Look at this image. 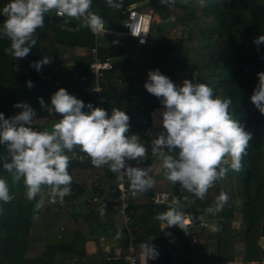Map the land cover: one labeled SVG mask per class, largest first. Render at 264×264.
<instances>
[{
    "label": "trees",
    "instance_id": "1",
    "mask_svg": "<svg viewBox=\"0 0 264 264\" xmlns=\"http://www.w3.org/2000/svg\"><path fill=\"white\" fill-rule=\"evenodd\" d=\"M7 2L0 0V8ZM129 6L147 7L161 16L162 23L155 29L160 35L154 37L150 26L145 45L139 47L133 37L123 35L120 43L103 46L102 35L94 36L82 22H77L75 28L60 25L51 19L52 11L44 15L43 28L36 30L37 43L30 54L19 59L6 53L10 41L0 34V113L11 117L22 110L14 104L27 103L36 111L32 128L48 131V123L60 116L41 106L39 99L50 106V97L57 90L56 82L70 76L67 92L95 107L89 65L92 48L96 46L99 58H110L113 63L102 79L106 110L109 114L113 108L125 111L130 117L129 135L137 134L147 148L144 159L126 163L150 170L149 175L155 180L154 187L138 194L133 206L131 231L136 236L137 252L142 253L143 243H151L158 252L151 264H174L171 247L178 240L184 264H227L236 260L241 249L247 248L254 251L255 262L241 257L237 264H264V247L259 243L264 238V114L250 100L258 83L257 73L264 72V43H253L264 35V0H203L202 3L201 0H187V3L175 0L174 4H162L161 0H123L120 9L108 7L106 0H92L90 10L104 21L119 23L126 17L123 11ZM4 19L0 14V28ZM175 25L183 30L178 38H171L166 33ZM44 56L51 57V62L37 71L31 63ZM59 60L64 65L70 63V68L55 70ZM151 69H158L177 86L182 84V72L195 73L193 83H205L213 89L214 95L231 99L230 114L253 135L241 169L229 168L226 178L216 181L203 200L193 196L195 200L190 208L197 214L213 216L220 230L212 232L210 225L191 228L190 235L195 238L192 247H188L187 239L179 235L176 227H171L172 237L160 235L163 222L156 216L173 206L149 202V197L157 190H166L183 201L188 193L178 183H156L154 163L158 158L151 151L155 136L145 132L152 126L151 111L163 105L143 86ZM27 81H31L33 87L29 88ZM83 111L89 109L85 107ZM75 151L80 155L79 148ZM66 154L71 156V153ZM4 155V146L0 145V156ZM68 171L72 176L71 194L64 197L63 203L59 199L51 203V193L48 194L44 209L34 214L38 197L28 201L23 180L13 184L0 162V178L7 180L10 194L14 196L9 203L0 202L3 208L0 264H127L125 240L107 252L87 253L79 247L80 241L99 234L100 229L109 227L113 234L121 232L115 218L116 202L105 200L107 196H115L112 190L116 183L111 170L107 166L94 167L85 157L82 161L72 159ZM126 185L129 188L128 179ZM86 191L90 196L79 208L77 202ZM221 192L227 193L229 200L215 215L207 213L205 209L215 207L216 197ZM101 209H104L103 214Z\"/></svg>",
    "mask_w": 264,
    "mask_h": 264
},
{
    "label": "clouds",
    "instance_id": "2",
    "mask_svg": "<svg viewBox=\"0 0 264 264\" xmlns=\"http://www.w3.org/2000/svg\"><path fill=\"white\" fill-rule=\"evenodd\" d=\"M183 2L187 3V0ZM122 3L123 0H106L107 6L114 9H120ZM161 3L174 4L175 0H161ZM91 6L92 0H8L0 8V14L5 17L0 34L10 41L6 53L19 59L29 55L37 43L36 30L43 28L44 15L52 11L57 17L68 18V21L82 19L83 27L103 35L107 31L105 21L90 10ZM253 43H264V35ZM50 62L51 57L44 56L32 62L31 66L39 71ZM257 76L258 83L250 100L264 114V72L257 73ZM26 84L33 87L31 81ZM143 86L163 105L160 120L163 131L151 141L152 155L162 162L161 168L169 182L178 183L186 192L203 200L216 181L226 178L229 168L234 171L241 169L252 133L230 114L231 99L214 95L213 89L205 83L184 79L177 86L158 69H151ZM50 101L49 106L42 98L39 99L41 106L60 116L51 131L32 128L36 111L27 103L14 104L22 110L10 118L0 113V145L6 152L0 156V162L13 184L23 180L28 201L40 196L34 205V214L45 205L44 186L51 189V203H56L57 199L64 202V197L72 192V176L68 171L70 161H82L85 156L94 167L107 166L111 171L126 176L133 196L154 187L155 180L149 175L150 170L126 163L144 159L147 148L137 134L129 135L130 117L125 111L113 108L109 114L103 108L93 107L90 103L86 105L63 87L51 95ZM85 107L89 111H83ZM76 148L84 155H79ZM66 153H71V156ZM13 199L7 180L0 178V202L6 204ZM228 200V194L221 192L216 197L215 207L210 206L205 211L215 215ZM177 206H170L166 212L157 214L156 219L163 222L160 229L178 227L187 233L189 222ZM2 212L3 208H0ZM103 212L101 209V214ZM210 230L217 232L220 229L213 224ZM121 236L122 232L118 231L117 239ZM141 249L144 264L146 258L158 256L151 243H143Z\"/></svg>",
    "mask_w": 264,
    "mask_h": 264
},
{
    "label": "built area",
    "instance_id": "3",
    "mask_svg": "<svg viewBox=\"0 0 264 264\" xmlns=\"http://www.w3.org/2000/svg\"><path fill=\"white\" fill-rule=\"evenodd\" d=\"M123 12H126V17L120 21L122 24L123 30L121 34L133 37L136 40L138 46L145 45L148 42V37L150 33V26L152 23V11L147 7L137 8L135 6H129L124 9ZM54 15L56 16L55 12ZM66 18V17H62ZM94 36H99L102 34H94ZM139 33L138 35H135ZM143 41V43L141 42ZM112 60L110 58L101 59L97 55V47L92 48V60L89 65L90 73L93 75V92H95V107H100L106 110L105 107V97L103 95L104 85L102 79L104 72L112 67ZM107 111V110H106ZM5 118H10L5 116ZM148 130V129H147ZM146 130V132H147ZM145 132V133H146ZM86 157V156H85ZM114 180L116 183V188L112 190L115 193V196H107L105 200L107 202L114 201L116 202L114 206L115 218L119 225L121 226V232L123 240L126 241L125 244V255L124 260L127 264H140V253L137 252L135 241L136 236L131 231L132 224V213L133 206H135L138 194L133 196L129 188L127 187V177L121 176L119 173L111 171ZM95 181V179H94ZM96 182V181H95ZM163 184V183H160ZM95 199V198H94ZM149 202L153 205H160L168 203L173 207L183 204V200L177 197H172L170 193L166 190H157L153 195L149 197ZM177 206V210H178ZM179 211V210H178ZM183 213V216L186 221L189 222L187 228V233L179 229V235L187 239L188 247H192L195 242V238L190 235V229L194 227L207 228L209 226V221L206 216L203 214H197L193 209H188L186 211H180ZM167 233V234H166ZM161 236L172 237V228L165 227L160 232ZM178 243L179 241L176 240ZM227 264H234L232 261H228Z\"/></svg>",
    "mask_w": 264,
    "mask_h": 264
},
{
    "label": "crops",
    "instance_id": "4",
    "mask_svg": "<svg viewBox=\"0 0 264 264\" xmlns=\"http://www.w3.org/2000/svg\"><path fill=\"white\" fill-rule=\"evenodd\" d=\"M152 16H154V18H155L157 16V14L152 12ZM105 33H106L105 37L102 35L104 37V39H108L107 37H111L112 35L123 36V34H121V32H116V31L107 30ZM108 40L109 41L103 42L101 45L108 46L110 42L118 44L122 41V40H110V39H108ZM56 67L57 68H55V70L61 69L62 67L70 68V63L64 65L59 60ZM71 78H72V76L58 80L56 82L57 89L61 88V87L66 89L67 80H69ZM82 79H84V77H82ZM162 111H163V107L155 108L151 111L152 126L150 128H148V130L146 132L147 135L155 136L158 132L163 131V128H162V130L160 129L162 127V126H160L161 125L160 120L162 119V117H161ZM57 122H59V119L50 121L46 127V130L51 131L53 125ZM80 155H81V153H80ZM161 163L162 162L159 159L155 160V163H154V173L156 175V183H165L168 181L164 176L163 169L161 168ZM50 193H51V189L49 187L43 188L44 199ZM89 196H90L89 191L84 192V194L79 198V200L77 202L78 207L82 206L81 203L83 202V200L88 199ZM37 197L39 200L40 196H37ZM45 203H46V201H45ZM44 207H45V205H44ZM44 207L41 210H43ZM99 231H100L99 234L92 235V236H86L83 241L79 242V247H82L87 253H97L100 251L107 252L112 247H117L123 240V236H121L120 239H117V233L113 234L109 227L100 229ZM213 248H214V246L212 244L210 246L211 258L214 257ZM171 250H172V252H171L172 253V255H171L172 262L174 264H184L185 257H184V253L181 251V243L178 242V243H175L174 245H172ZM240 252H241V250H240ZM241 257H246V259L248 261H250L251 263L255 262V254H254V251L252 250V248L243 249L241 252ZM140 264H144L143 252L140 253ZM146 264H151V259L146 258Z\"/></svg>",
    "mask_w": 264,
    "mask_h": 264
},
{
    "label": "rangeland",
    "instance_id": "5",
    "mask_svg": "<svg viewBox=\"0 0 264 264\" xmlns=\"http://www.w3.org/2000/svg\"><path fill=\"white\" fill-rule=\"evenodd\" d=\"M153 17V19H152V23H151V30H152V32L154 31V33H153V36L154 37H156V35H160L159 33H155L156 32V27L158 28V25L160 24L161 25V23H162V17L161 16H159V15H157L155 18H154V16H152ZM73 20H75L76 22H82V19H73ZM159 25V26H160ZM154 26V27H153ZM183 30V28H181L180 26H178V25H175V26H173L170 30H169V32L168 33H166V35L167 36H169V37H171V38H178V36L180 35V32ZM105 35H106V33L105 34H103V36L105 37ZM101 37L100 38V41L102 40L103 42H107V41H109L108 39H110V40H122V36H120V35H112L111 37H107L108 39H104V37ZM153 37V38H154ZM140 47V46H139ZM180 78H181V82H183V80L184 79H188V80H191L192 82H194V80L196 79V74L195 73H192V72H182L181 74H180ZM160 126H162V125H160ZM161 130H162V127L160 128ZM159 129V130H160ZM154 133V132H153ZM207 217V216H206ZM207 219H208V221H209V225L211 226V225H213L214 224V222H215V219H213V216H211V215H208V217H207ZM117 223H119V222H117ZM259 243L264 247V238H261L260 240H259ZM242 250L243 249H241V252H242ZM241 252L239 251V253L237 254V258H236V260H234V261H232V262H234V264H237L239 261H240V259H241Z\"/></svg>",
    "mask_w": 264,
    "mask_h": 264
},
{
    "label": "water",
    "instance_id": "6",
    "mask_svg": "<svg viewBox=\"0 0 264 264\" xmlns=\"http://www.w3.org/2000/svg\"><path fill=\"white\" fill-rule=\"evenodd\" d=\"M51 19L63 26H67L69 28H75L77 27V22L74 20H70L68 21V18H62V17H57L55 15L51 16ZM68 21V22H66ZM105 28L109 31H116V32H122L123 27L122 24L116 23V22H109V21H105ZM195 198L191 195V193H187V199L183 202V204L178 206V210L179 211H186L188 210L192 203L194 202Z\"/></svg>",
    "mask_w": 264,
    "mask_h": 264
},
{
    "label": "bare ground",
    "instance_id": "7",
    "mask_svg": "<svg viewBox=\"0 0 264 264\" xmlns=\"http://www.w3.org/2000/svg\"><path fill=\"white\" fill-rule=\"evenodd\" d=\"M190 209V208H189Z\"/></svg>",
    "mask_w": 264,
    "mask_h": 264
}]
</instances>
